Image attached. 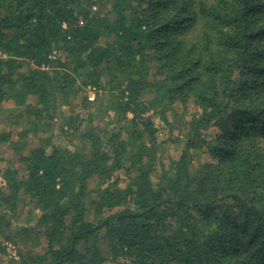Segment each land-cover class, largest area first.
<instances>
[{"label": "trees", "instance_id": "trees-1", "mask_svg": "<svg viewBox=\"0 0 264 264\" xmlns=\"http://www.w3.org/2000/svg\"><path fill=\"white\" fill-rule=\"evenodd\" d=\"M4 108L5 264H264V0H0Z\"/></svg>", "mask_w": 264, "mask_h": 264}, {"label": "rangeland", "instance_id": "rangeland-1", "mask_svg": "<svg viewBox=\"0 0 264 264\" xmlns=\"http://www.w3.org/2000/svg\"><path fill=\"white\" fill-rule=\"evenodd\" d=\"M95 10H96V8H94ZM101 12H104V8H101ZM79 82H80V79L78 80ZM90 85H88V86H86V92H87V94L88 95H91V94H89V91H90ZM96 94H97V91H96V89L94 90V99L93 100H95V96H96ZM88 98V97H87ZM89 100V99H88ZM90 101H92V100H90ZM99 101H100V103L101 104H104V102H105V95H101L100 96V99H99ZM71 106L72 107H69V106H67V105H64V106H62V110H63V112L65 113V114H68L69 112H76L77 110H79L80 111V113H82L83 115L82 116H84L85 114H84V111H82V109H81V107H80V104H79V100L76 98V99H73V101H71ZM10 107L11 105L10 104H6V107ZM194 108V107H193ZM97 109H98V107H97ZM190 109H192V107L190 108ZM190 109H189V111L188 112H190ZM4 111H2V112H0V116H1V121H0V125L1 126H5V125H7V123H8V120H7V115H8V109L7 108H4L3 109ZM72 110V111H71ZM99 110V109H98ZM193 110H195V109H193ZM100 111H102V107H101V109H100ZM180 113V112H179ZM14 116H12V117H14L15 118V116H16V113L14 112ZM189 115H190V113H184L182 116H183V118H189ZM100 119H103L104 118V113H103V115L102 116H100L99 117ZM167 118H168V122L169 123H164V122H161L160 123V125H161V127H160V129H159V135H160V137L161 138H163V136H168V133L169 132H172V133H176L177 132V130H178V128L176 127L177 126V123H178V120H175L171 115H170V113H168V116H167ZM19 119H21V118H19ZM182 120H184V119H182ZM99 120H95V122H98ZM57 122H59L58 121V118H57ZM157 123H159V120L157 119V121H156ZM58 125V124H57ZM54 133L52 134L53 136H54V143L55 144H57V145H60V146H69V145H71V141H70V138L69 137H66L62 132H60V130L59 129H57V127H55L54 128V131H53ZM50 135V134H49ZM166 150H168V152H169V154H171V155H173V156H177L178 155V153H179V150H180V147H177L176 145H174L173 143H170L169 144V146L167 147V149ZM201 158H202V155H201ZM4 165H5V163L3 162V161H0V168H2V167H4ZM3 183H2V175H1V173H0V188L3 186L2 185ZM26 208H28V207H26V206H21L20 207V214H19V219H23V218H25L26 217ZM4 210H5V207H4V205H0V212L1 211H3L4 212ZM0 239H1V241H3L4 242V244H6V247H5V252H6V255H1L2 257H1V260H2V263L1 264H5L6 263V261L10 258H17V253H16V245L13 243V244H11L10 243V241H7L8 243H10L11 244V248L9 249L8 248V244H7V242L5 241L6 239L4 238V235L3 234H1L0 235ZM6 242V243H5ZM7 250H9V253H7Z\"/></svg>", "mask_w": 264, "mask_h": 264}, {"label": "built area", "instance_id": "built-area-1", "mask_svg": "<svg viewBox=\"0 0 264 264\" xmlns=\"http://www.w3.org/2000/svg\"><path fill=\"white\" fill-rule=\"evenodd\" d=\"M94 90L95 88L93 86L90 87V91H89V94L91 95H88V99L89 100H93L94 99ZM8 248L10 249L11 248V244L9 243L8 244Z\"/></svg>", "mask_w": 264, "mask_h": 264}]
</instances>
